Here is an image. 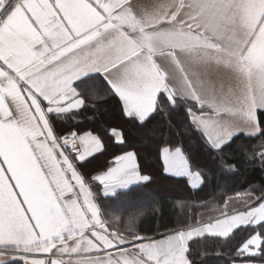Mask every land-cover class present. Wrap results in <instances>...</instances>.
<instances>
[{
    "label": "snow or ice",
    "instance_id": "obj_1",
    "mask_svg": "<svg viewBox=\"0 0 264 264\" xmlns=\"http://www.w3.org/2000/svg\"><path fill=\"white\" fill-rule=\"evenodd\" d=\"M110 97L141 125L179 97L205 148L233 169L223 152L234 138H264V0H0V264H195L189 240H228L241 225L260 231L232 252H264V192L242 194L255 206L162 239L138 235L133 217L128 235L109 231L69 155L84 162L105 145L92 132L61 135L54 122L76 124ZM157 148L166 174L203 183L183 145ZM113 163L92 178L104 195L149 180L132 151Z\"/></svg>",
    "mask_w": 264,
    "mask_h": 264
},
{
    "label": "trees",
    "instance_id": "obj_2",
    "mask_svg": "<svg viewBox=\"0 0 264 264\" xmlns=\"http://www.w3.org/2000/svg\"><path fill=\"white\" fill-rule=\"evenodd\" d=\"M166 101V97H162ZM178 107L167 109V115L154 113L143 125L138 120L122 114L118 98H108L98 111L88 110L78 117V123L54 122L55 131L61 135L68 130L78 133L97 134L105 148L84 162H79L70 153L76 168L90 185L102 210L104 219L113 229L118 227L128 235L127 221L134 218L133 228L138 235L158 236L162 232L174 231L194 225L205 217L215 214L233 196L246 192L259 196L264 192V164L259 162V153L264 151V138L243 134L224 149L223 157L235 167H221L220 156L205 148L200 133L191 124L185 102L177 98ZM190 107H195L191 101ZM120 130L123 143L112 135ZM160 139L183 145L190 154L193 166L203 173V184L192 188L186 178H176L163 171L157 144ZM127 151L137 154L140 169L150 176L147 183L133 186L115 196H105L102 186L92 178L114 165V157ZM144 200L145 203H140ZM119 218L114 224V218ZM258 226H240L233 231L231 239L204 235L191 240L189 256L195 264H234L238 261L264 263V252L240 257L232 252L238 243L254 232ZM16 264H23L17 260Z\"/></svg>",
    "mask_w": 264,
    "mask_h": 264
},
{
    "label": "crops",
    "instance_id": "obj_3",
    "mask_svg": "<svg viewBox=\"0 0 264 264\" xmlns=\"http://www.w3.org/2000/svg\"><path fill=\"white\" fill-rule=\"evenodd\" d=\"M132 2L136 5V7L137 8H150L154 3H156L157 2V0H132ZM179 98V97H178ZM116 132H118L119 134H120V136H121V138H122V140H124V137H123V134H122V132L120 131V130H115ZM94 135H97V134H95V133H93ZM241 134H243V135H245L244 133H241ZM241 134H239V135H241ZM98 136V135H97ZM245 136H247V135H245ZM115 137V136H114ZM248 137H251V136H248ZM115 139H116V137H115ZM116 141H117V139H116ZM118 142V141H117ZM103 143V142H102ZM118 143H120V142H118ZM133 152V151H132ZM135 153V152H134ZM96 154H98V153H96ZM96 154H94V155H96ZM69 155H70V157H71V154L69 153ZM93 155V156H94ZM122 155V154H121ZM135 155H136V165H137V169H138V171H139V173H140V175H146V176H148L149 177V180H150V176L148 175V174H146V173H144V172H142L141 171V169H140V164H139V160H138V157H137V154L135 153ZM92 156V157H93ZM89 158H91V157H89ZM89 158H87V160L89 159ZM71 159H72V157H71ZM72 162L74 163V161H73V159H72ZM80 162V161H79ZM75 165V164H74ZM114 166V165H113ZM75 167H76V165H75ZM77 169V168H76ZM77 171L79 172V174L80 175H82L81 174V172L77 169ZM106 172V171H105ZM102 173H104V172H102ZM102 173H100V174H102ZM99 175V174H98ZM169 175V174H168ZM83 176V175H82ZM170 176H172V175H170ZM84 177V176H83ZM172 177H176V178H184V177H177V176H172ZM84 179H85V177H84ZM187 179V178H186ZM149 180H147V181H144V180H139V181H134V182H132L131 184H129L127 187H124V188H118V189H116V191L114 192V193H110V194H108V195H105V196H108V197H110V196H115L117 193H119V192H121V191H127V190H129L130 188H132L133 186H136V185H139V184H144V183H147ZM85 181H86V179H85ZM98 182V181H97ZM74 183V182H73ZM87 183V182H86ZM99 183V182H98ZM88 184V183H87ZM203 184V183H202ZM202 184L199 186V187H201L202 186ZM88 186H89V188H90V185L88 184ZM102 186V185H101ZM198 187V188H199ZM91 189V188H90ZM92 191V190H91ZM93 192V191H92ZM102 192H103V187H102ZM104 194V193H103ZM93 197H94V202H96L97 204H98V202H97V200H96V197H95V195H94V193H93ZM245 199L246 198H243L242 197V195H237V196H233V197H230L227 201H226V203L224 204V206H222V208L221 209H219L215 214H213V215H209V216H207V217H205L202 221H200L199 223H197V224H203V223H210V222H208V220L209 219H214V221H213V223L215 222V220L216 219H218V218H223V214L224 213H227L228 215H232V214H236V213H238L239 211H243V210H246L248 207H251V206H255L256 204H258L259 203V201H253L252 203H245ZM98 207L100 208V206H99V204H98ZM100 210H101V208H100ZM101 219L102 220H105L104 219V216H103V213H102V210H101ZM197 224H194V225H197ZM241 226H244V225H241ZM106 227H108V229H109V231H112L111 230V228L109 227V225H106ZM185 228V227H184ZM235 230V229H234ZM233 230V231H234ZM163 233V232H162ZM124 235H127V234H125V233H123ZM205 235H209V234H205ZM142 236V235H141ZM143 237H145V236H143ZM148 238V237H147ZM149 238H151V239H162V237H156V236H154V237H149ZM194 238H197V237H193V239ZM193 239H191V240H193ZM191 240H189V242L191 241ZM146 242V241H145ZM189 242H188V244H189ZM260 253V251H256V254L255 255H257V254H259ZM248 255V254H247ZM17 260H19V259H17ZM234 264H264L263 262H254V261H238V262H235Z\"/></svg>",
    "mask_w": 264,
    "mask_h": 264
},
{
    "label": "built area",
    "instance_id": "obj_4",
    "mask_svg": "<svg viewBox=\"0 0 264 264\" xmlns=\"http://www.w3.org/2000/svg\"><path fill=\"white\" fill-rule=\"evenodd\" d=\"M213 221H214V219H209V220H208V222H210V223H213ZM170 232H172V231H166V232H163V233L159 234L157 237H162V238H164V236L167 235V234H169Z\"/></svg>",
    "mask_w": 264,
    "mask_h": 264
},
{
    "label": "rangeland",
    "instance_id": "obj_5",
    "mask_svg": "<svg viewBox=\"0 0 264 264\" xmlns=\"http://www.w3.org/2000/svg\"><path fill=\"white\" fill-rule=\"evenodd\" d=\"M141 203H145V201L144 200H140V203L139 204H141ZM109 225V224H108ZM110 227V226H109ZM111 228V227H110ZM111 230L113 231L114 229L113 228H111ZM217 264H221V263H217Z\"/></svg>",
    "mask_w": 264,
    "mask_h": 264
}]
</instances>
